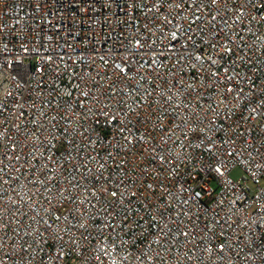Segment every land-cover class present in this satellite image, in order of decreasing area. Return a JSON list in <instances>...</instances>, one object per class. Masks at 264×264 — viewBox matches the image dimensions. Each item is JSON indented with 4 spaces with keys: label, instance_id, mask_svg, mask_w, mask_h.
Segmentation results:
<instances>
[{
    "label": "built area",
    "instance_id": "built-area-1",
    "mask_svg": "<svg viewBox=\"0 0 264 264\" xmlns=\"http://www.w3.org/2000/svg\"><path fill=\"white\" fill-rule=\"evenodd\" d=\"M0 264H264V0H0Z\"/></svg>",
    "mask_w": 264,
    "mask_h": 264
},
{
    "label": "rangeland",
    "instance_id": "rangeland-1",
    "mask_svg": "<svg viewBox=\"0 0 264 264\" xmlns=\"http://www.w3.org/2000/svg\"><path fill=\"white\" fill-rule=\"evenodd\" d=\"M231 175L234 177V178H237L239 176L242 175V171L239 169V168H236L234 169L232 172H231Z\"/></svg>",
    "mask_w": 264,
    "mask_h": 264
}]
</instances>
